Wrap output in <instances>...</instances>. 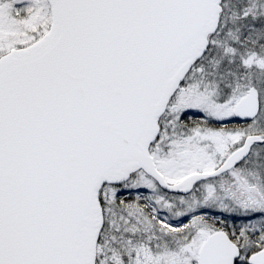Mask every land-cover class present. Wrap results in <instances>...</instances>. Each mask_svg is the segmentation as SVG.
Masks as SVG:
<instances>
[{
	"label": "snow or ice",
	"instance_id": "1",
	"mask_svg": "<svg viewBox=\"0 0 264 264\" xmlns=\"http://www.w3.org/2000/svg\"><path fill=\"white\" fill-rule=\"evenodd\" d=\"M0 264H264V0H0Z\"/></svg>",
	"mask_w": 264,
	"mask_h": 264
}]
</instances>
